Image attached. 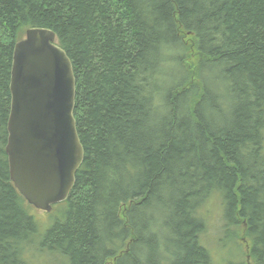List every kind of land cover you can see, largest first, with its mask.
Segmentation results:
<instances>
[{
    "label": "trees",
    "instance_id": "16d2710c",
    "mask_svg": "<svg viewBox=\"0 0 264 264\" xmlns=\"http://www.w3.org/2000/svg\"><path fill=\"white\" fill-rule=\"evenodd\" d=\"M32 26L71 60L84 149L37 249L212 264L201 208L217 192L224 231L248 242L229 264L264 263V0H0V264H29L37 231L5 152L13 46Z\"/></svg>",
    "mask_w": 264,
    "mask_h": 264
},
{
    "label": "water",
    "instance_id": "95a60500",
    "mask_svg": "<svg viewBox=\"0 0 264 264\" xmlns=\"http://www.w3.org/2000/svg\"><path fill=\"white\" fill-rule=\"evenodd\" d=\"M9 92V177L28 204L49 212L67 199L84 159L73 66L49 28L29 27L15 42Z\"/></svg>",
    "mask_w": 264,
    "mask_h": 264
},
{
    "label": "rangeland",
    "instance_id": "374dc122",
    "mask_svg": "<svg viewBox=\"0 0 264 264\" xmlns=\"http://www.w3.org/2000/svg\"><path fill=\"white\" fill-rule=\"evenodd\" d=\"M25 36V33H24ZM23 36V37H24ZM57 205H53L51 211L37 209L30 206V214L33 216L37 231L34 236L33 249L27 248L24 252V258L29 264H68L66 257L58 252H48L41 247V240L48 228L60 218L62 214L56 209ZM224 210L223 199L217 192L213 193L201 208V212L205 213L207 225L205 231L201 234L199 242L205 247L211 257L212 264H229L230 262H239L241 250L247 251L248 242L240 240L242 230L238 239L233 237L229 232L224 231V220L222 219V211ZM246 239V238H245ZM239 240V242L237 241ZM239 244V248L238 247ZM245 260V253L242 255ZM252 263V262H250ZM253 264V263H252ZM264 264V263H261Z\"/></svg>",
    "mask_w": 264,
    "mask_h": 264
}]
</instances>
